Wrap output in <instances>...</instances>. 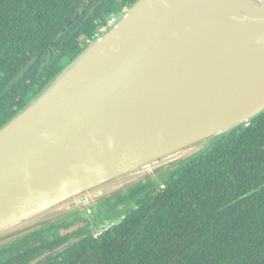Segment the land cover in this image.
I'll return each instance as SVG.
<instances>
[{
	"label": "water",
	"instance_id": "95a60500",
	"mask_svg": "<svg viewBox=\"0 0 264 264\" xmlns=\"http://www.w3.org/2000/svg\"><path fill=\"white\" fill-rule=\"evenodd\" d=\"M263 111L264 0H137L0 127V247L155 179Z\"/></svg>",
	"mask_w": 264,
	"mask_h": 264
},
{
	"label": "trees",
	"instance_id": "16d2710c",
	"mask_svg": "<svg viewBox=\"0 0 264 264\" xmlns=\"http://www.w3.org/2000/svg\"><path fill=\"white\" fill-rule=\"evenodd\" d=\"M136 1L0 0V127L100 35L111 15ZM95 208L94 225L112 224L101 234L79 227L8 255L27 239L81 222L74 212L0 247V264H27L45 250L48 257L36 264H264V111Z\"/></svg>",
	"mask_w": 264,
	"mask_h": 264
},
{
	"label": "rangeland",
	"instance_id": "374dc122",
	"mask_svg": "<svg viewBox=\"0 0 264 264\" xmlns=\"http://www.w3.org/2000/svg\"><path fill=\"white\" fill-rule=\"evenodd\" d=\"M149 173H151V171L141 172V173H139L137 175H133V176L124 178V179H122V180H120L118 182H115V183L109 184L107 186H104V187H102L100 189H97L94 192H92L89 195H87L86 197H84V200H87V202H85V204L87 203L89 205H92L93 202L96 203V201L98 199L102 198L103 196H105V195H107L109 193H112V192H114V191H116V190H118L120 188H123L124 186H126V185H128L130 183H134L135 181L139 180L140 177H142L143 175H147ZM72 203H74V202H72ZM89 205H87V206H89ZM84 207H86V206H84ZM95 209L96 208H95V205H94L92 207H88V208H85V209L81 210L80 213L82 215H84L85 221L76 222L71 227H69L67 230H64V231L62 230V231L58 232L57 235L64 234L65 232L68 233L69 231H73L75 229H78L79 227H84V226L86 227V229H88L89 228L88 225L90 224V219H91L90 216L93 213L95 215V212H93V210H95ZM70 210H71V207H69V205L67 204L66 206H63L60 209H56V210H54L52 212H49L48 214H44V215H42L40 217H37L36 219H34V222L46 221V220H49V219H53L55 217H58V216L62 215V213L66 212V211H70ZM89 211H90V214H89ZM86 218H88L89 220L86 219ZM111 220L116 222V221H118V218L117 219L112 218ZM34 222L32 221V223H34ZM25 225H27V224H25ZM21 227H25V226L23 225ZM21 227H19V228H21ZM52 233H54V232H52ZM52 233H50L48 236L50 237L52 235ZM17 248H19V246L18 247H14V249H12V250L15 252V249H17ZM13 251H12V253H13Z\"/></svg>",
	"mask_w": 264,
	"mask_h": 264
},
{
	"label": "flooded vegetation",
	"instance_id": "af4514ba",
	"mask_svg": "<svg viewBox=\"0 0 264 264\" xmlns=\"http://www.w3.org/2000/svg\"><path fill=\"white\" fill-rule=\"evenodd\" d=\"M89 214H90V211H89ZM93 215H94V213L90 216V224L88 225L89 226V228L87 229L88 231H90V233L89 234H93V235H97V232H98V230H100L102 227H103V225H105L109 220H103L102 221V223H99L98 225H94L93 224ZM83 217V220L82 221H85V218H84V215L82 216ZM86 219H88V218H86ZM89 220V219H88ZM81 221V222H82ZM75 224V223H74ZM73 225V224H72ZM72 225H70V226H68L67 228H62V229H59V230H52V231H49V232H46L44 235H42V236H39V237H37V238H30V239H27V240H25L24 242H21V243H19V244H17V245H15V246H13V247H11L9 250H8V255H12V254H17L18 252H21V251H23V250H25V249H27L28 247H34V246H37V245H39V244H41L42 242H44V241H51V240H53V239H55L58 235V232H60V231H64V230H67L69 227H71ZM85 227V226H84ZM86 228V227H85ZM75 230H77V229H75ZM75 230H73V231H75ZM73 231H69L68 233H70V232H73ZM52 232H54V233H52ZM50 233H52V235L49 237L48 235L50 234ZM65 234H67L66 232L64 233V234H60V235H65ZM74 240V239H73ZM71 242V241H70ZM19 246V248H17V249H15V252L12 250V249H14V247H18ZM65 247V246H64ZM62 248V247H61ZM60 248V249H61ZM12 251H13V253H12ZM49 252L48 251H43L41 254H38L35 258H33L32 260H30V261H27V264H36V263H38V262H42V261H44L47 257H48V254ZM5 258H7V256H5L4 257V259Z\"/></svg>",
	"mask_w": 264,
	"mask_h": 264
},
{
	"label": "built area",
	"instance_id": "2783aa9c",
	"mask_svg": "<svg viewBox=\"0 0 264 264\" xmlns=\"http://www.w3.org/2000/svg\"><path fill=\"white\" fill-rule=\"evenodd\" d=\"M126 10H127V8H124V9L121 11V13L111 15V16L108 18L106 25H105L104 27L101 28V33H102L104 30L108 29L109 27L115 25V23L118 21L119 17H120V16H121ZM111 225H112L111 223L107 222L105 225H103V227H102L100 230H98L97 235H99V234H101L103 231L109 229V228L111 227Z\"/></svg>",
	"mask_w": 264,
	"mask_h": 264
}]
</instances>
